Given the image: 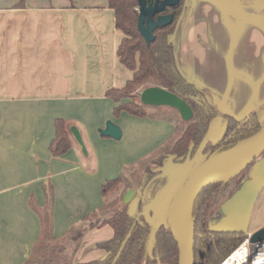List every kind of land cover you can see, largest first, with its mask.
Instances as JSON below:
<instances>
[{
	"label": "crops",
	"instance_id": "obj_1",
	"mask_svg": "<svg viewBox=\"0 0 264 264\" xmlns=\"http://www.w3.org/2000/svg\"><path fill=\"white\" fill-rule=\"evenodd\" d=\"M123 38L108 0H0V264L30 258L42 232L31 203L47 206L60 238L102 205L107 180L173 134L170 123L115 115L107 92L133 78L118 56ZM172 42L181 72L219 112L207 144L224 136L225 115L243 120L264 107V0H187ZM58 119L77 127L86 154L71 132V149L52 155ZM107 121L122 129L121 140L99 134ZM202 152L191 163L205 160ZM187 168L172 158L155 168L159 174L145 190L141 210L154 231L167 224L162 191ZM262 199L264 154L213 213L211 229L248 235L263 230L264 220L252 226ZM113 235L110 226L87 233L75 262L106 258L99 244ZM153 245L151 236L145 260Z\"/></svg>",
	"mask_w": 264,
	"mask_h": 264
},
{
	"label": "trees",
	"instance_id": "obj_2",
	"mask_svg": "<svg viewBox=\"0 0 264 264\" xmlns=\"http://www.w3.org/2000/svg\"><path fill=\"white\" fill-rule=\"evenodd\" d=\"M155 2V0H150ZM187 0H180L166 13L174 16L171 25L155 31L150 46L138 30L139 5L137 0H108L115 13L116 28L124 38L118 49L120 62L133 71V78L123 88H113L107 96L116 103L115 115L127 112L132 116L170 123L173 134L157 149L139 161L124 167L121 174L107 180L102 186V205L85 215L81 224L70 228L60 238L54 235L52 213L47 206L30 205L41 220L42 232L26 264H179V250L171 231L160 225L155 231L142 214V198L151 181L159 174L153 168H162L172 158L176 164L192 159L204 144L211 123L219 112L209 94L189 81L178 67L172 37L182 16ZM161 87L184 99L193 110V118L182 119L178 110L167 106H149L141 102V93L149 87ZM224 136L215 144H206L203 154L211 156L227 151L264 127V107L243 120L225 115ZM56 136L50 145L54 157L67 153L72 147L71 130L64 120L58 119ZM256 162V161H255ZM253 162L238 176L204 188L194 201L191 217L195 236V264H221L247 237L244 231H219L210 227L213 213L235 194L249 173ZM135 191L138 200L134 214L124 197ZM110 226L113 237L99 247L107 256L100 261L76 263L85 236L90 231ZM154 236L153 252L147 254V244Z\"/></svg>",
	"mask_w": 264,
	"mask_h": 264
},
{
	"label": "water",
	"instance_id": "obj_3",
	"mask_svg": "<svg viewBox=\"0 0 264 264\" xmlns=\"http://www.w3.org/2000/svg\"><path fill=\"white\" fill-rule=\"evenodd\" d=\"M139 5L138 30L148 46L155 41V31L171 25L174 21L172 14H166L168 8L176 7L180 0H137ZM158 16V17H157ZM141 102L149 106H167L178 110L185 121L193 118V110L190 105L176 94L161 87H149L141 93ZM71 132L78 144L86 154L82 135L77 128ZM101 136L121 140L122 129L109 121L106 128L101 130ZM205 141L202 148L206 146ZM264 154V127L253 136L240 141L233 148L219 154L208 156L198 164L184 184L180 187L172 200L168 203V223L179 250V264H195V236L193 226V238L191 243L185 233V217L191 212L195 199L206 187L226 182L247 169L253 162ZM125 204H129L130 214L137 210L138 200L135 191L130 190L124 197ZM193 225V222H192ZM264 234V229L254 234ZM153 251V250H152ZM160 263V261H159Z\"/></svg>",
	"mask_w": 264,
	"mask_h": 264
},
{
	"label": "built area",
	"instance_id": "obj_4",
	"mask_svg": "<svg viewBox=\"0 0 264 264\" xmlns=\"http://www.w3.org/2000/svg\"><path fill=\"white\" fill-rule=\"evenodd\" d=\"M221 264H264V234L248 235Z\"/></svg>",
	"mask_w": 264,
	"mask_h": 264
},
{
	"label": "rangeland",
	"instance_id": "obj_5",
	"mask_svg": "<svg viewBox=\"0 0 264 264\" xmlns=\"http://www.w3.org/2000/svg\"><path fill=\"white\" fill-rule=\"evenodd\" d=\"M109 121L106 122V125ZM105 125V126H106ZM77 128L75 125H71L70 130L72 128ZM103 130V129H102ZM101 130L99 131V134L101 135ZM75 142L78 144V142L76 141L75 137H74ZM84 142V141H83ZM85 144V143H84ZM79 145V144H78ZM80 146V145H79ZM86 148V147H85ZM201 149L203 150V148L201 147ZM200 149V150H201ZM199 150V151H200ZM82 152L84 153L83 149ZM85 154V153H84ZM208 156L205 155V158H207ZM193 159V158H192ZM192 159H188L184 165L186 166V164L188 165V168L186 170V172H184L183 174H181V177L183 178H175L173 179L171 185H169V187L166 188V190L162 191V196L160 198L159 201H161V206L165 207L174 197V195L177 193V191L180 189V187L184 184V182L186 181V179L189 177V175L191 174V172L193 171V169L198 165L199 161H196V163L193 164V162L191 163ZM176 164V163H175ZM155 170V168H153ZM177 173V172H176ZM180 173V171H179ZM263 200L259 203L258 206H262ZM154 208V207H153ZM155 210V208H154ZM156 211V210H155ZM264 220V207H258L256 212L253 215V222H252V226L256 227L258 222H261ZM160 226V224H158ZM158 226V227H159ZM168 229H169V223H168V219H167V224L165 225ZM260 230H256L253 231V233H251L250 235H254L256 233H258Z\"/></svg>",
	"mask_w": 264,
	"mask_h": 264
},
{
	"label": "bare ground",
	"instance_id": "obj_6",
	"mask_svg": "<svg viewBox=\"0 0 264 264\" xmlns=\"http://www.w3.org/2000/svg\"><path fill=\"white\" fill-rule=\"evenodd\" d=\"M184 225L186 236L189 239V242L191 243L193 238V225L189 213H187L185 217Z\"/></svg>",
	"mask_w": 264,
	"mask_h": 264
},
{
	"label": "flooded vegetation",
	"instance_id": "obj_7",
	"mask_svg": "<svg viewBox=\"0 0 264 264\" xmlns=\"http://www.w3.org/2000/svg\"><path fill=\"white\" fill-rule=\"evenodd\" d=\"M156 1V0H155ZM166 14H168V13H166ZM158 17V16H157Z\"/></svg>",
	"mask_w": 264,
	"mask_h": 264
}]
</instances>
